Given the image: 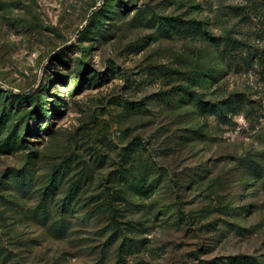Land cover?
<instances>
[{
	"label": "rangeland",
	"instance_id": "obj_1",
	"mask_svg": "<svg viewBox=\"0 0 264 264\" xmlns=\"http://www.w3.org/2000/svg\"><path fill=\"white\" fill-rule=\"evenodd\" d=\"M0 264H264V0H0Z\"/></svg>",
	"mask_w": 264,
	"mask_h": 264
},
{
	"label": "trees",
	"instance_id": "obj_2",
	"mask_svg": "<svg viewBox=\"0 0 264 264\" xmlns=\"http://www.w3.org/2000/svg\"><path fill=\"white\" fill-rule=\"evenodd\" d=\"M202 107H203V105H202ZM205 109V108H204Z\"/></svg>",
	"mask_w": 264,
	"mask_h": 264
}]
</instances>
